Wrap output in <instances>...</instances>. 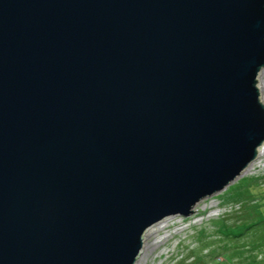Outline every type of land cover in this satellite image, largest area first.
I'll use <instances>...</instances> for the list:
<instances>
[{
  "label": "water",
  "instance_id": "95a60500",
  "mask_svg": "<svg viewBox=\"0 0 264 264\" xmlns=\"http://www.w3.org/2000/svg\"><path fill=\"white\" fill-rule=\"evenodd\" d=\"M264 0H0V264H135L264 142Z\"/></svg>",
  "mask_w": 264,
  "mask_h": 264
},
{
  "label": "rangeland",
  "instance_id": "374dc122",
  "mask_svg": "<svg viewBox=\"0 0 264 264\" xmlns=\"http://www.w3.org/2000/svg\"><path fill=\"white\" fill-rule=\"evenodd\" d=\"M256 85L264 102V66ZM143 237L135 264H264V142L239 176L189 216L168 217Z\"/></svg>",
  "mask_w": 264,
  "mask_h": 264
},
{
  "label": "bare ground",
  "instance_id": "6f19581e",
  "mask_svg": "<svg viewBox=\"0 0 264 264\" xmlns=\"http://www.w3.org/2000/svg\"><path fill=\"white\" fill-rule=\"evenodd\" d=\"M264 103V102H263ZM143 243V242H142Z\"/></svg>",
  "mask_w": 264,
  "mask_h": 264
},
{
  "label": "trees",
  "instance_id": "16d2710c",
  "mask_svg": "<svg viewBox=\"0 0 264 264\" xmlns=\"http://www.w3.org/2000/svg\"><path fill=\"white\" fill-rule=\"evenodd\" d=\"M221 225H223V224H221Z\"/></svg>",
  "mask_w": 264,
  "mask_h": 264
}]
</instances>
